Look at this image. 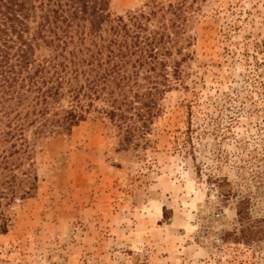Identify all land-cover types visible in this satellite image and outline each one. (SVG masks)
<instances>
[{"label":"rangeland","instance_id":"rangeland-1","mask_svg":"<svg viewBox=\"0 0 264 264\" xmlns=\"http://www.w3.org/2000/svg\"><path fill=\"white\" fill-rule=\"evenodd\" d=\"M152 1L180 0L109 8ZM193 7L182 83L145 141L125 149L92 111L37 144L38 186L5 208L0 264H264V0ZM251 225L258 237L242 235Z\"/></svg>","mask_w":264,"mask_h":264},{"label":"trees","instance_id":"trees-1","mask_svg":"<svg viewBox=\"0 0 264 264\" xmlns=\"http://www.w3.org/2000/svg\"><path fill=\"white\" fill-rule=\"evenodd\" d=\"M110 1L0 0V234L5 208L38 186V143L93 111L109 119L126 149L145 141L160 102L182 83L185 52L196 40L194 0L152 1L127 16L115 15ZM240 205L245 223L246 202ZM254 228L242 235L258 237Z\"/></svg>","mask_w":264,"mask_h":264}]
</instances>
